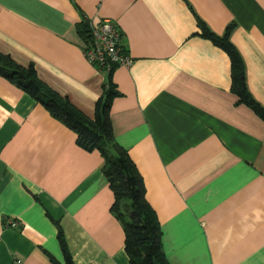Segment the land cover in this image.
Here are the masks:
<instances>
[{"label": "crops", "instance_id": "1", "mask_svg": "<svg viewBox=\"0 0 264 264\" xmlns=\"http://www.w3.org/2000/svg\"><path fill=\"white\" fill-rule=\"evenodd\" d=\"M114 19L132 56L111 70L115 138L141 173L171 264H264V120L238 102L230 39L264 104V0H0V51L94 117L108 71L77 25ZM100 150L0 74V264H131ZM12 221H16L13 224Z\"/></svg>", "mask_w": 264, "mask_h": 264}, {"label": "trees", "instance_id": "2", "mask_svg": "<svg viewBox=\"0 0 264 264\" xmlns=\"http://www.w3.org/2000/svg\"><path fill=\"white\" fill-rule=\"evenodd\" d=\"M200 34L212 39L227 51L232 63V90L238 102L252 108L264 120V104L250 92L247 85L244 59L230 39L232 25L224 34L215 33L198 17ZM77 30L85 42L92 39L91 24L84 17ZM106 71V70H105ZM103 93L97 101L94 117H89L68 97L50 87L38 75L33 64L23 66L10 55L0 51V74L42 102L55 116L62 119L77 133L82 147L98 149L105 159L104 173L114 192L112 211L121 220L125 230V249L131 264H171L162 247V229L157 213L146 197V187L137 165L128 149L115 138L111 119V104L121 92L108 71ZM58 237L65 255L64 264H75L64 229L58 223ZM57 264H60L55 260Z\"/></svg>", "mask_w": 264, "mask_h": 264}, {"label": "built area", "instance_id": "3", "mask_svg": "<svg viewBox=\"0 0 264 264\" xmlns=\"http://www.w3.org/2000/svg\"><path fill=\"white\" fill-rule=\"evenodd\" d=\"M90 24L92 39L82 45L90 62L106 71H111L119 65L131 64L132 56L122 42V30L114 19L103 17L99 20H90ZM12 222L16 224V221ZM14 264H22V260L18 258Z\"/></svg>", "mask_w": 264, "mask_h": 264}]
</instances>
